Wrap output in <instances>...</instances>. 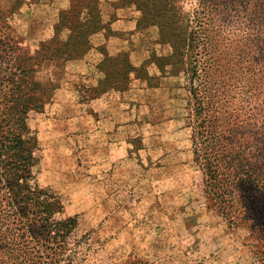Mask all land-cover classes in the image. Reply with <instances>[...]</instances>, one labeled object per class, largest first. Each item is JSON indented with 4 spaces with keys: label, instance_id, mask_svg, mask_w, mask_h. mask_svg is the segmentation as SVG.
<instances>
[{
    "label": "rangeland",
    "instance_id": "1",
    "mask_svg": "<svg viewBox=\"0 0 264 264\" xmlns=\"http://www.w3.org/2000/svg\"><path fill=\"white\" fill-rule=\"evenodd\" d=\"M201 1L177 5L192 16ZM78 3L0 0L6 30L0 85L18 51L34 54ZM87 3L94 10L89 17L106 28L91 36L93 48L83 58L34 65V80L50 99L29 119L38 183L61 199L65 216L78 218L77 235L88 237L87 264H264L250 226L229 224L206 197L193 153L188 82L161 64L172 49L157 43L159 29L138 25L131 0ZM102 51L126 61L129 79L95 98L90 87L108 79L97 67ZM144 63L137 80L130 66ZM10 244L1 236L0 264H7Z\"/></svg>",
    "mask_w": 264,
    "mask_h": 264
},
{
    "label": "trees",
    "instance_id": "2",
    "mask_svg": "<svg viewBox=\"0 0 264 264\" xmlns=\"http://www.w3.org/2000/svg\"><path fill=\"white\" fill-rule=\"evenodd\" d=\"M76 1L51 40L34 54L18 51L0 85V238L11 241L7 264H87L88 237L77 235L78 218L65 216L61 199L38 183V143L29 126L50 99L34 80V65L83 58L93 48L91 36L106 28L89 17L88 0ZM131 1L141 14L138 25L156 26L157 43L172 49L161 64L188 82L193 153L208 201L229 224L250 226L264 260V0H202L192 16L181 13L178 0ZM2 19L0 11V48ZM101 54L97 67L108 79L90 87L95 98L129 79L125 60ZM144 65H129L137 80Z\"/></svg>",
    "mask_w": 264,
    "mask_h": 264
}]
</instances>
